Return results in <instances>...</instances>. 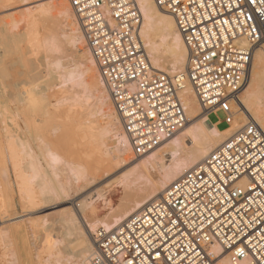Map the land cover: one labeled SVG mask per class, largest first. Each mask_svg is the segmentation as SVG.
<instances>
[{"label": "bare ground", "instance_id": "6f19581e", "mask_svg": "<svg viewBox=\"0 0 264 264\" xmlns=\"http://www.w3.org/2000/svg\"><path fill=\"white\" fill-rule=\"evenodd\" d=\"M7 1L0 0V7L4 9ZM137 1L143 15L141 36L151 65L182 81L188 121L159 148L131 161L125 157L131 152L128 136L69 0H21L29 4L26 12L22 10L23 18L14 21L12 13L8 18L13 22L2 21L0 47L14 56L11 61L6 54L3 61L11 64L19 58L20 65L22 56L15 55L21 54L20 45L25 42L28 52L43 55L46 71L55 74V86L50 83L47 93L35 87L28 94L21 93L8 70L13 63L8 69H3V61L0 65V210L5 218L0 223V264H87L99 228L112 231L138 214L248 120L264 130V47L255 49L242 106L235 109L232 126L220 130L204 113L186 78L188 50L173 16L154 0ZM21 23L24 32L11 34ZM106 180L111 181L107 184ZM117 194L121 198L115 206ZM47 205L62 208L58 217L63 232L56 239H51L54 227L45 225L48 213L37 215ZM99 205L107 210L103 217ZM23 218L25 221L19 220ZM25 223L34 239L30 246ZM40 226L42 247L36 237ZM212 249L217 255L223 252L218 245ZM221 263L231 264L227 254Z\"/></svg>", "mask_w": 264, "mask_h": 264}, {"label": "built area", "instance_id": "2783aa9c", "mask_svg": "<svg viewBox=\"0 0 264 264\" xmlns=\"http://www.w3.org/2000/svg\"><path fill=\"white\" fill-rule=\"evenodd\" d=\"M188 50L186 78L208 116L231 127L264 47V0H154ZM110 93L132 160L188 121L182 81L154 70L137 0H69ZM221 122L218 123V125ZM5 220L0 210V223ZM87 264H264V130L248 120L118 228H99ZM222 254L217 255L213 246Z\"/></svg>", "mask_w": 264, "mask_h": 264}, {"label": "rangeland", "instance_id": "374dc122", "mask_svg": "<svg viewBox=\"0 0 264 264\" xmlns=\"http://www.w3.org/2000/svg\"><path fill=\"white\" fill-rule=\"evenodd\" d=\"M18 2V3H17ZM19 2H21V0H14L13 2H12V0H11V3H13V4H11L10 3V1L8 0L7 2H6V4H4V6L6 5V7L3 9L2 7H0V8H2L3 9V11L2 10H0L1 12V14H0V18L2 19V18H6V19H2L1 20V26L3 27L5 24H7V23H9V21L10 22H13V20L14 21H18V20H20V19H22L23 18V15H24V13L26 12V9H28L27 7H29V4H27L26 2H21V3H19ZM16 3V4H15ZM8 5H9V7H8ZM11 7V8H10ZM25 9V10H24ZM22 10H24L23 12H22ZM20 12V13H19ZM14 14V15H11V14ZM23 14V15H22ZM16 16V18H8V16ZM21 15V16H20ZM5 16V17H4ZM20 17V18H19ZM9 19V20H8ZM6 20V21H5ZM5 23H3V22ZM8 21V22H7ZM23 27H24V24L23 23H21V25H19V28L17 29V31L16 30H14V31H12L11 32V34H22L24 31H23ZM22 28V29H21ZM0 44H1V42H0ZM23 44V45H22ZM25 44V45H24ZM2 46V45H1ZM20 47L22 48V52H23V49L25 50L23 53L21 52V54H17V55H15V56H18V55H20V57L22 56V59H21V61H23V62H21L20 61V65H19V58H17V57H15V59L17 58V61L15 60V62L16 63H18V64H16L15 62H11V64L13 63L14 65L16 64V66L18 67V68H16L15 69V67L14 68H11L10 69V67L11 66H14L13 64L11 65V64H9L8 62V64H6L4 61H3V59L5 60V58H6V54L9 56V54L11 53L12 54V52H10L9 54L5 51V49H2V48H4L3 46L2 47H0V52H1V55H2V53H3V55H2V57H1V55H0V65L2 66V61L4 62L3 64H4V67H3V69H8V70H12L11 71V73H10V76H11V78L13 79L12 81H14V83H16L15 85L17 86L16 88H19V89H21V93L22 92H25V93H27V92H29L28 90H30L31 88L33 89V91H34V87L37 89V91L39 90L40 92H43V91H45L46 93H47V90L46 89H48V88H50V87H54L55 86V80H54V77H55V74L54 73H50L49 71V73L46 71L47 69H46V67H45V65H44V62H43V58H42V54L41 53H39V54H33V53H30V52H28V50H27V44L25 43V42H23V43H21V45H20ZM3 50H4V52H6L5 54H4V52H3ZM27 54V55H26ZM13 55H14V53H13ZM37 55V56H36ZM7 56V57H8ZM11 57H13L14 58V56H12V55H10L7 59H9V60H11ZM19 57V56H18ZM2 58V59H1ZM13 58H12V60H13ZM23 58H24V60H23ZM27 58H28V63H27ZM7 59H6V61H7ZM11 60V61H12ZM33 60V61H32ZM32 61V62H31ZM26 62V63H25ZM5 64H6V66H5ZM43 64V65H42ZM7 65L9 66V65H11V66H9L8 68H7ZM23 67H22V66ZM37 65V66H36ZM19 66H21L20 67V69H19ZM2 68V67H1ZM27 68V69H26ZM15 70V73H14V70ZM22 69H24V70H22ZM45 69V70H44ZM17 70V71H16ZM29 70H30V72H29ZM46 72V73H45ZM7 73H9V71L7 72ZM16 73H18V74H16ZM23 73V74H22ZM37 74V75H36ZM50 74V75H49ZM36 76V77H35ZM42 76V77H41ZM36 79V80H35ZM3 79L2 78H0V81H2ZM6 80V79H5ZM49 80V81H48ZM50 80H52L51 82H50ZM44 81H45V83H47V84H45L44 83ZM51 83V84H50ZM20 84V85H19ZM33 84V85H32ZM36 86H35V85ZM42 84V85H41ZM52 85V86H48V85ZM18 85H19V87H18ZM43 86H44V88H43ZM38 87V88H37ZM1 88V87H0ZM7 88V87H6ZM6 88H5V90H6ZM11 87H8L7 88V90L10 92V91H12L13 89V87L11 88V90H9ZM39 88H41V89H39ZM46 88V89H45ZM19 89H16V90H19ZM32 89L30 90V91H32ZM35 89V90H36ZM4 90V91H5ZM6 90V91H7ZM7 91V92H8ZM36 91V92H37ZM38 91V92H39ZM19 92V91H18ZM37 92V93H38ZM24 93V94H25ZM30 93V92H29ZM46 93H44L45 95H46ZM28 94V93H27ZM44 94H43V96H44ZM12 106H13V104H12ZM204 111V110H203ZM204 113L206 114V112L204 111ZM216 116V117H215ZM213 118V119H212ZM224 118H225V116H224V114L223 113H218L217 115H212V116H210V120L211 121H213L214 122V124H218L219 122H221L219 125H218V128L220 129V130H225V129H227L229 126H227L225 123H224ZM212 122V123H213ZM206 125H208V124H206ZM184 129V128H183ZM180 132V131H179ZM126 157V159H128V160H130L131 161V157H130V154H127V156H125ZM111 180H106L105 182L108 184L109 182H110ZM106 184V185H107ZM102 187H105V184H103L99 189H102ZM107 187H109V186H107ZM120 198H121V195L120 194H117L114 198H113V205H117L118 203H119V200H120ZM44 208H42V206L40 207V209L41 210H39L40 211V213H38L37 215H39V214H42V215H39V216H43L44 217V215L46 214V213H48V215L46 214V216H47V218H46V221H48V222H46L45 223V225H51V226H53L52 228V231L53 232H51L52 233V236H51V239H56L57 237H59V235H60V233H62L63 232V230L61 229V227H62V223H60L61 221H60V217H58V213H60V211H62V208L60 209L59 208V210H58V207L59 206H57L56 205V207L55 206H43ZM52 207V208H51ZM54 207V208H53ZM99 209H100V216L101 217H103L104 215H105V213L107 212V210L101 205H99ZM56 210V211H55ZM53 211V212H52ZM41 218V217H40ZM26 219V218H25ZM49 219V220H48ZM59 219V220H58ZM20 221H25L24 220V218L21 220V219H19ZM60 221V222H59ZM16 222H18L17 220H16ZM39 224L40 225H44V224H42V223H44V222H42V220H39ZM51 222H53V224L51 223ZM56 224V225H55ZM28 226V224L27 223H25L24 224V230H25V233H28V234H26L27 236V243H28V240L30 241V243H28L27 244V246H30L29 244H31V241H34V239H33V236L31 237V233H30V228L29 227H27ZM26 227V228H25ZM38 231L40 232H38V234L36 235V237H38V240H37V245H39V247H42V245L44 244V243H42L43 242V231H42V226H40V227H38ZM56 237H55V236ZM29 237H31L32 239H29ZM92 240V239H91ZM35 244V243H34ZM33 263V262H32ZM34 264V263H33Z\"/></svg>", "mask_w": 264, "mask_h": 264}]
</instances>
